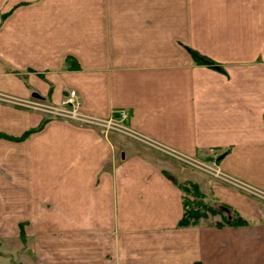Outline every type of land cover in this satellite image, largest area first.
I'll return each mask as SVG.
<instances>
[{"label":"crops","instance_id":"obj_1","mask_svg":"<svg viewBox=\"0 0 264 264\" xmlns=\"http://www.w3.org/2000/svg\"><path fill=\"white\" fill-rule=\"evenodd\" d=\"M2 12L0 92L57 103L73 88L87 112L127 108L133 134L51 117L17 138L44 116L0 101V264H264L262 201L132 139L217 151L226 175L264 191V0H0ZM174 180L252 221L178 226Z\"/></svg>","mask_w":264,"mask_h":264},{"label":"built area","instance_id":"obj_2","mask_svg":"<svg viewBox=\"0 0 264 264\" xmlns=\"http://www.w3.org/2000/svg\"><path fill=\"white\" fill-rule=\"evenodd\" d=\"M0 99L13 102L21 106L29 107L43 113L46 117H58L81 125L97 128L100 132L107 134L109 131H116L124 135H132L133 132L127 123L128 111L125 107L112 109L107 116L96 115L87 112L81 107L80 97L75 89L70 88L64 93L57 103H49L41 99L13 97L0 92ZM218 152L213 151L209 158H195L192 156L182 157L187 162L205 171L210 177L233 186L242 192L259 198H264V193L246 183L226 175L217 162ZM263 194V195H262Z\"/></svg>","mask_w":264,"mask_h":264},{"label":"trees","instance_id":"obj_3","mask_svg":"<svg viewBox=\"0 0 264 264\" xmlns=\"http://www.w3.org/2000/svg\"><path fill=\"white\" fill-rule=\"evenodd\" d=\"M6 12L0 13V19L4 17ZM192 60L195 63H202L212 66L216 69L222 70V66L204 53H200L192 47H187ZM69 57H65L64 60H68ZM45 122V119H41L39 123L34 127L27 128L19 137L23 138L31 131L40 129ZM0 135H5L0 133ZM219 157V155H218ZM217 157V159H218ZM176 185L181 190L182 200V214L177 220L178 226L194 225L200 223L212 224L215 226H222L224 224L237 226L240 224H248L252 221L251 218L243 215L236 208L222 202L215 196L205 193L200 190L198 184L191 180H174ZM223 184H226L220 181ZM248 194V193H246ZM252 196L251 194H248ZM258 199V198H256ZM194 264H198L194 262Z\"/></svg>","mask_w":264,"mask_h":264},{"label":"rangeland","instance_id":"obj_4","mask_svg":"<svg viewBox=\"0 0 264 264\" xmlns=\"http://www.w3.org/2000/svg\"><path fill=\"white\" fill-rule=\"evenodd\" d=\"M3 8V7H2ZM4 94H7V95H9L8 93H4ZM11 96H15L16 97V95H11ZM18 97V96H17ZM29 98H32V99H35L36 97L35 96H28ZM28 97H26V98H28ZM37 99V98H36ZM0 101H4V102H8V101H5V100H2V99H0ZM43 101V100H42ZM11 103V102H10ZM13 103V102H12ZM17 104V103H16ZM18 105V104H17ZM23 107H25V106H23ZM26 108H28V109H30L29 107H26ZM41 113V112H40ZM42 114V116H44V117H40V120L41 119H45V122H46V120H48L49 119V117H46L43 113H41ZM44 122V123H45ZM99 132V134L101 135V136H103V137H106L107 135L109 136L111 133H118V132H116V131H109L107 134H104L103 132H100V131H98ZM118 134H121V133H118ZM123 136H124V134H122ZM126 136V135H125ZM133 140H134V142L135 143H137V144H139V145H142L143 147H145V148H147V149H149L150 151H152L153 153H155L156 155H158V157L162 160V161H166V162H176V163H179V165L181 166V167H185V168H189V169H193V170H195V171H197V172H199L200 171V173H204V174H206V175H208L205 171H203L202 169H200V168H198V167H196L195 165H193L192 164V162H187V161H185V160H183V158L180 156V155H176L175 153H174V151H172V150H170L169 148H166V147H164V146H162V145H160V144H157V143H155V142H146V141H142V140H139V139H135V138H132ZM195 157H197V156H195ZM199 158V157H198ZM209 176V175H208ZM214 179V178H213ZM261 191V190H260ZM263 193H264V191H262ZM243 193H245V192H243ZM263 195V194H262ZM255 198H258L257 200L258 201H262L263 202V204H261V205H263V206H261L260 208L262 209V210H264V198H259V197H256V196H254ZM263 219H264V215H263ZM23 226H24V224H23V221H21L20 223H19V228H20V234L21 235H24V231H23Z\"/></svg>","mask_w":264,"mask_h":264},{"label":"water","instance_id":"obj_5","mask_svg":"<svg viewBox=\"0 0 264 264\" xmlns=\"http://www.w3.org/2000/svg\"><path fill=\"white\" fill-rule=\"evenodd\" d=\"M31 95H32V96H38V93L35 92V91H33V92L31 93Z\"/></svg>","mask_w":264,"mask_h":264}]
</instances>
